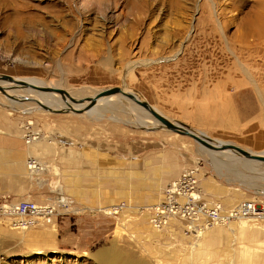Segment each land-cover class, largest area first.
I'll return each instance as SVG.
<instances>
[{
	"label": "rangeland",
	"instance_id": "obj_1",
	"mask_svg": "<svg viewBox=\"0 0 264 264\" xmlns=\"http://www.w3.org/2000/svg\"><path fill=\"white\" fill-rule=\"evenodd\" d=\"M215 2L216 15L207 0H0V75L80 99L129 88L172 121L264 155V0ZM13 104L0 89V130L34 149L25 200L53 202L56 216L0 222V264H103L106 248L142 264H264V220L216 224L171 209L249 200L264 213V163L243 168L236 155L234 166L129 103L103 116Z\"/></svg>",
	"mask_w": 264,
	"mask_h": 264
},
{
	"label": "bare ground",
	"instance_id": "obj_2",
	"mask_svg": "<svg viewBox=\"0 0 264 264\" xmlns=\"http://www.w3.org/2000/svg\"><path fill=\"white\" fill-rule=\"evenodd\" d=\"M207 1L211 5L212 13L216 15L217 6H216L215 0H207ZM217 24H218V30L220 31V33L222 34V36H223V38H224V40L226 42V36H225V34L223 32L224 30H223L222 25H221L219 20H217ZM189 34H190V32H189ZM229 50H230V53L235 58H237V55L234 52V50L231 49V48H229ZM164 59L165 60H169L171 58L169 57V58H164ZM148 62H150V60H148ZM135 64H137V63L134 62V61L130 62L128 64V66H127V70L126 71L130 72V70L133 67L136 66ZM19 81L28 82L30 84H33L34 86H47V87H56V88H59L61 86L60 84H59V87L57 85L53 86L51 84L44 83V82H42L40 80L29 79V78L28 79H25V78H14V81L1 80L0 79V89L8 97V101H10L11 104L19 103V104H13V106L16 109V110L12 109L13 111H20V110H27L28 111V110H31L32 107H36L37 108L38 106H39L40 109H42L41 105H44V106L49 107L52 110H69V111H71L72 109H74V110L83 109L84 113L89 112V113L96 114L98 116H103L105 112L115 110L116 107H117V104H116L117 102H119L121 104L129 103V109L131 107V108L134 109V111L138 110V111H141L143 113L145 111L142 108H140L138 105H136V103L134 101L129 99L123 93H117V94H113V95H110V96H102V97L95 95L94 97H88V98L80 99L79 92H73V91L69 92V91H67L68 93H64V94L55 93V92H44V91H39V90H37L35 88H32L30 86L21 85V84H19ZM3 86H4L5 89H3ZM25 89H29V90H25ZM121 90H122V92H125V93H132V94H134V96L136 98H138V99H140L142 101H145V99L143 97H141L139 94L135 93L134 91L130 90L129 88H122ZM101 92H99L98 94H101ZM31 93H37L38 96H36V97L32 96V95L29 96ZM40 96H42L46 100H44ZM67 99H69V101ZM30 102H32L34 105L33 104H27V103H30ZM103 102H105V103H103ZM20 103H26V104H20ZM154 109L156 111H158L159 113H161L162 115H164L162 112H160L156 108H154ZM145 112L152 118V120H154L153 124H160L158 122V120H156L154 117H152L147 111H145ZM23 113H26V112H23ZM136 121H137L138 125H146V123L141 121L139 118ZM197 133H200V132H197ZM212 142L213 143H221V142H218L216 140H213ZM201 147H203V146H201ZM203 148H205V147H203ZM205 149L210 151V152H213V153H218V154L221 153V154H223L235 166V163H234L235 160L233 159V157L234 156L236 157V155H238V154L234 153L233 151H230V150L211 151V150H209L207 148H205ZM238 156H240V155H238ZM240 157H242V156H240ZM242 159L243 160L240 161L238 166H240V164H241V166H243V168L244 167L245 168H250L249 166L251 164L249 162H247V161L259 162V161H253V160H250V159H245L244 157H242ZM259 163H262V162H259ZM256 165H260V164H256ZM69 201L70 200L65 201L64 197H60L55 202L58 205H61V204L64 205L65 203H68ZM242 219L250 220V219H253V218H240V219H236V220H242ZM256 219L264 220V213L262 211H260ZM125 257H127V256H125ZM125 257H123L122 255H119L117 252H115L114 250L112 251L109 248L101 250L98 253V255H97V258L103 264H142L141 262H139V260L138 261H129Z\"/></svg>",
	"mask_w": 264,
	"mask_h": 264
},
{
	"label": "built area",
	"instance_id": "obj_3",
	"mask_svg": "<svg viewBox=\"0 0 264 264\" xmlns=\"http://www.w3.org/2000/svg\"><path fill=\"white\" fill-rule=\"evenodd\" d=\"M173 213L185 220L204 219L210 223H228L231 219L257 218L261 211L254 202L243 200L226 210L222 204L208 206L204 202L188 201L184 204L172 205ZM56 216V205L48 202L39 205L35 202L22 200L10 201L0 199V222L13 228H27L36 224L53 222Z\"/></svg>",
	"mask_w": 264,
	"mask_h": 264
},
{
	"label": "crops",
	"instance_id": "obj_4",
	"mask_svg": "<svg viewBox=\"0 0 264 264\" xmlns=\"http://www.w3.org/2000/svg\"><path fill=\"white\" fill-rule=\"evenodd\" d=\"M33 154L32 145L17 132L0 130V198L22 201L32 197L33 172L31 166L27 169V161Z\"/></svg>",
	"mask_w": 264,
	"mask_h": 264
},
{
	"label": "water",
	"instance_id": "obj_5",
	"mask_svg": "<svg viewBox=\"0 0 264 264\" xmlns=\"http://www.w3.org/2000/svg\"><path fill=\"white\" fill-rule=\"evenodd\" d=\"M1 80H10L14 81V78H12L10 75L7 74H1L0 75ZM19 84L24 85V86H30L32 88H35L39 91H44V92H55V93H68L66 90L62 88H56V87H47V86H34L33 84H30L28 82L24 81H19ZM101 94H96L97 96H110L113 94L117 93H123L125 96H127L129 99L134 101L136 105H138L140 108L143 110L147 111L152 117H154L162 127H165L166 129L180 134L184 136H189L193 140H195L198 144L201 146L211 150V151H224V150H230L233 151L234 153L244 157L245 159H250L253 161H259L264 163V155L262 154H256V153H251L248 150L234 144V143H213L212 139H210L208 136L203 135L201 133H197L195 130L191 129L188 127L186 124L182 122H177V121H172L169 118L165 117L158 111H156L147 101H142L134 96L132 93H125L122 92L121 88L119 87H111V88H104L101 90ZM41 107L45 110L51 111V112H69V110H52L47 106L41 105ZM72 112L76 113H81L84 110L79 109V110H71Z\"/></svg>",
	"mask_w": 264,
	"mask_h": 264
}]
</instances>
